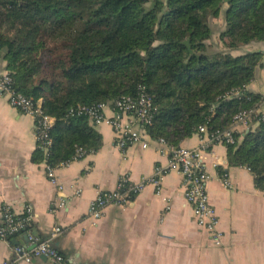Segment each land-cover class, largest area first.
Returning a JSON list of instances; mask_svg holds the SVG:
<instances>
[{
    "label": "trees",
    "instance_id": "16d2710c",
    "mask_svg": "<svg viewBox=\"0 0 264 264\" xmlns=\"http://www.w3.org/2000/svg\"><path fill=\"white\" fill-rule=\"evenodd\" d=\"M212 20L220 21L217 34ZM259 42L264 0H0V59L14 90L55 120L49 155H33L53 167L101 146L72 109L135 96L139 87L156 107L145 129L152 139L178 146L200 126L229 128L238 111L260 103L229 93L264 68V54L232 53ZM226 147L228 166L248 169L264 191V117Z\"/></svg>",
    "mask_w": 264,
    "mask_h": 264
},
{
    "label": "crops",
    "instance_id": "0c3cea01",
    "mask_svg": "<svg viewBox=\"0 0 264 264\" xmlns=\"http://www.w3.org/2000/svg\"><path fill=\"white\" fill-rule=\"evenodd\" d=\"M256 52L264 54V42L251 43L232 54ZM4 72L6 63L0 59V76ZM245 91L259 96L258 110L264 112V68L256 70ZM105 116L113 115L106 110ZM93 128L101 137L100 148L57 168V182L52 183L46 177L45 162L33 159L38 149L33 120L0 96V216L3 207L15 214L30 208L29 230L41 241L50 238L53 229H60L52 244L65 264H264V191L256 187L248 169L228 166L224 145L210 146L203 153L209 175L207 193L222 234L219 246L195 224L177 172L164 176L159 195L147 187L126 206H110L101 219L91 220L90 203L98 193L113 190L120 177L138 182L152 176L155 167L167 165V157L160 154L152 138L144 139L146 149L136 143L121 151L109 125ZM135 129L142 133L137 125ZM243 132L236 129L237 141ZM199 144L194 133L178 146ZM224 174L229 187L222 182ZM75 190L80 191L77 197ZM57 199L64 200L63 208L55 206ZM25 244V235L9 243L0 241V264L15 259L14 245ZM18 264L51 263L40 258Z\"/></svg>",
    "mask_w": 264,
    "mask_h": 264
},
{
    "label": "built area",
    "instance_id": "2783aa9c",
    "mask_svg": "<svg viewBox=\"0 0 264 264\" xmlns=\"http://www.w3.org/2000/svg\"><path fill=\"white\" fill-rule=\"evenodd\" d=\"M243 92H246L245 88L234 90L229 93L228 97H239ZM0 96L6 98L10 107L33 120L37 147L46 158L52 144L50 130L55 122L54 118L42 110L40 101L35 102L31 98L16 92L13 88V79L7 71L0 76ZM258 106L256 109L238 111L232 118V125L227 129L208 131L205 126L198 127L196 133L200 144L194 148L175 146L163 138L152 139L159 146L160 154L167 157V165L165 167H155L152 176L142 178L138 182H131L125 176L120 177L113 190L98 193L90 203L88 217L93 221L101 219L106 208L126 206L147 187H152L155 194L159 195L164 176L171 172H177L182 177L183 198L191 207L195 224L207 233L214 245L219 246L222 234L218 229L219 218L210 203L207 193L206 186L209 175L204 167L203 153L210 146L235 145L237 142V128L245 131L255 115L261 114V117H264V112H260ZM106 110H109L113 116L106 117ZM70 113L86 117L93 126L99 124L109 125L116 136V147L123 151L128 146L136 143H140L142 149L148 147L144 139L150 136L145 129L152 124L156 107L144 87H139L135 96L122 97L111 103L77 106ZM135 125L141 129L142 133L135 129ZM83 157L84 153L78 150L71 161L61 163L57 167L45 163L46 177L52 183H56L55 171L57 168L67 166L73 161L81 160ZM222 182L226 187H229L225 174L222 175ZM79 194V190L74 191L75 197ZM55 206L59 209L63 208L65 206L64 200L57 199ZM30 220V208L24 209L20 214L13 213L8 207L2 208L0 241L9 243L20 235H25L26 238L24 246L14 245L12 247L15 259L12 262L3 264L30 263L34 259L40 258H44L51 264H65L64 257L52 244V240L58 235L60 229H53L50 238L41 241L29 230Z\"/></svg>",
    "mask_w": 264,
    "mask_h": 264
},
{
    "label": "rangeland",
    "instance_id": "374dc122",
    "mask_svg": "<svg viewBox=\"0 0 264 264\" xmlns=\"http://www.w3.org/2000/svg\"><path fill=\"white\" fill-rule=\"evenodd\" d=\"M220 21L219 20H212L211 21V26L213 27V31H214V33L215 34H217V32L216 31H218V30H220ZM217 41V37H216V35L213 37V39H212V41Z\"/></svg>",
    "mask_w": 264,
    "mask_h": 264
},
{
    "label": "water",
    "instance_id": "95a60500",
    "mask_svg": "<svg viewBox=\"0 0 264 264\" xmlns=\"http://www.w3.org/2000/svg\"><path fill=\"white\" fill-rule=\"evenodd\" d=\"M43 261H45V259L44 258H41Z\"/></svg>",
    "mask_w": 264,
    "mask_h": 264
}]
</instances>
